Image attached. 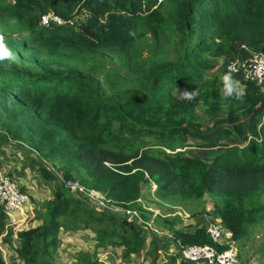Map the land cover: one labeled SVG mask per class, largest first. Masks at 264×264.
<instances>
[{
    "label": "trees",
    "instance_id": "obj_1",
    "mask_svg": "<svg viewBox=\"0 0 264 264\" xmlns=\"http://www.w3.org/2000/svg\"><path fill=\"white\" fill-rule=\"evenodd\" d=\"M172 1L176 9L163 18L159 12L163 1L158 0H11L7 4L0 0V13L22 16L29 26L18 53L28 52L44 66L41 71L1 66L0 107L23 117L16 127L20 137L26 139L29 133L21 126L31 127V136L47 155L61 156L69 166L83 169L85 186L123 206L139 197L141 183L151 189L150 181L157 194L219 197L220 220L236 239L250 223L264 219V92L242 73H231L244 94L223 97L222 77L229 72L223 63L217 65V59L238 53L236 39L251 49L262 46L264 0ZM49 12L67 22L41 25L39 16ZM82 14H86L82 23H68ZM151 22L171 30L175 58L154 61L136 91L107 94L102 83L115 86V70H103L102 81L86 69L47 67L59 57L83 51L116 50L124 57L135 49L137 25ZM29 45L36 48L28 50ZM198 111L225 117L203 131L205 120ZM238 114L248 117L239 120ZM187 148L206 152L193 155ZM66 178L71 179L67 174ZM46 207L40 229L18 233L25 264L50 257L60 229L83 226L96 234L100 246L119 245L126 257L139 253L144 244L140 227L59 187ZM7 222L0 205V241L10 233ZM177 236L184 244L224 248L204 229ZM151 244L155 254L163 247L155 241ZM86 256L81 254L84 264H97ZM155 264H176V259L171 256Z\"/></svg>",
    "mask_w": 264,
    "mask_h": 264
},
{
    "label": "rangeland",
    "instance_id": "obj_2",
    "mask_svg": "<svg viewBox=\"0 0 264 264\" xmlns=\"http://www.w3.org/2000/svg\"><path fill=\"white\" fill-rule=\"evenodd\" d=\"M2 1L4 4L11 2V0ZM160 2L163 5L160 4L159 12L163 18L168 17L176 9L172 0H158V3ZM85 15H80L73 22L82 23ZM38 21H40L39 18ZM28 32L29 26L24 17L0 13V34L4 35L6 46L15 57L14 60L0 61V67L11 65L32 71H41L44 68L43 65L36 64L37 60L29 57L28 52L24 55L18 53L19 45L24 42L23 37ZM169 32H171L170 29L165 30L153 22L137 25L136 32L134 31L135 49L124 57L118 56L116 50L105 51L101 54L83 51L59 57L47 67L58 69V71L86 69L88 73L102 81L104 79L100 73L103 70H115L118 78L115 86L110 87L105 82L102 83L106 93L117 95L120 92H133L138 89L142 74L152 66L154 61L171 62L174 60L175 53L171 40L174 41V45L176 40L169 39ZM30 47L31 49L36 48V46L29 45L28 50ZM44 52L47 53V50ZM61 52L60 49L59 52L52 54L58 56ZM220 63L221 61L218 60L217 65ZM197 113L205 120L203 131L210 129L215 119L225 117V114L208 117L201 111ZM247 117L244 114L237 116L239 120H246ZM22 118L19 114H9L0 107V135L2 136L0 139V169L6 171L19 187L27 192L29 197L28 204L24 208L25 213H22L20 218L15 217V213L12 217L7 214L10 233H4L0 241L3 264H25L19 253L21 240L18 233L41 228L47 211V202L54 197L58 187L62 189V192L82 197L88 205L98 210H106L109 214L115 215L117 219L125 218L126 221L140 227L144 244L139 253L126 257L123 256L122 247L119 245L107 242L100 246L96 234L83 226H79L78 229H60L56 250L50 257L40 259L39 264H84V259L81 258L83 253L87 254L88 259L95 258L97 264H155L171 256L176 259V264H183L181 247L182 245L188 246V244H184L177 233L204 229L205 234L211 238L208 228L216 222L223 226L217 212V207L222 205L221 199L210 193H206L203 197L157 194L155 185L150 181L151 189L148 183H141L139 197L128 203V206H123L122 203H117L104 193L85 186L81 182L82 178L87 177L85 171L76 165L69 166L65 158L61 156L47 155L37 144L36 139L31 136L33 133L31 127L21 126L29 132L25 133L27 134L26 139L18 135L16 127L20 125ZM190 140L197 141V138L191 137ZM187 151L193 155L206 152L199 148H190ZM66 174L71 178L70 180H67ZM223 230L226 232L224 239L218 241L225 243L227 249L229 246L226 244L227 240H231L230 244L233 246L238 262L264 264V219L250 223L246 226V233L236 239L226 228ZM154 241L163 245V247L159 246L157 254L155 250H150L153 249L154 244L151 243ZM184 264L190 263L184 262Z\"/></svg>",
    "mask_w": 264,
    "mask_h": 264
},
{
    "label": "built area",
    "instance_id": "obj_3",
    "mask_svg": "<svg viewBox=\"0 0 264 264\" xmlns=\"http://www.w3.org/2000/svg\"><path fill=\"white\" fill-rule=\"evenodd\" d=\"M53 20L57 23H64L61 18L53 13L41 14L40 22L48 25ZM69 23H72L69 21ZM238 53L232 57L224 58V66L228 72L242 73L244 79L251 80L261 87L264 92V43L259 49H251L241 41H236ZM28 194L21 190L16 181L6 172L0 169V205L7 214L25 213V205L28 204ZM27 211V209H26ZM221 223L211 225L208 233L211 239L224 248L218 249L216 246L207 244H188L182 245V260L185 262H194L196 264H242L238 262L230 239L227 240L229 246L226 249L225 243H219L218 240L224 239L225 231Z\"/></svg>",
    "mask_w": 264,
    "mask_h": 264
},
{
    "label": "clouds",
    "instance_id": "obj_4",
    "mask_svg": "<svg viewBox=\"0 0 264 264\" xmlns=\"http://www.w3.org/2000/svg\"><path fill=\"white\" fill-rule=\"evenodd\" d=\"M50 13V12H49ZM53 13V12H51ZM54 14V13H53ZM55 15V14H54ZM57 16V15H56ZM60 18V17H59ZM39 19H40V16H39ZM65 21V20H63ZM50 22H56V21H53L51 20ZM49 22V23H50ZM67 22V21H65ZM71 22H73L71 20ZM39 23L41 24V22L39 21ZM57 23V22H56ZM69 23V21H68ZM57 24H63V23H57ZM71 24V23H69ZM43 25V24H41ZM49 25V24H48ZM44 26H47V25H44ZM239 40V39H236V41ZM240 41V40H239ZM242 42V41H241ZM264 43V42H263ZM244 44V43H243ZM250 48V47H249ZM227 57V56H222V57H219L217 59L221 61V63L219 65H221L222 63L224 64V58ZM5 59H9V60H14L15 57L13 55V53L11 52V50L6 46L5 44V37L3 34H0V61H3ZM225 67V66H224ZM226 69V68H225ZM227 71V70H226ZM228 72V71H227ZM222 80L224 81V86H225V91L223 93V97L227 98V97H230V96H233V93H235V96L237 98H240L243 96V90L242 88L240 87V82L237 81V80H234L231 76V72L227 73L226 75H224L222 77ZM233 85H236V87H233ZM7 214V213H6ZM224 227V226H223ZM225 228V227H224Z\"/></svg>",
    "mask_w": 264,
    "mask_h": 264
},
{
    "label": "crops",
    "instance_id": "obj_5",
    "mask_svg": "<svg viewBox=\"0 0 264 264\" xmlns=\"http://www.w3.org/2000/svg\"><path fill=\"white\" fill-rule=\"evenodd\" d=\"M21 214H22V213H21ZM13 215H14V213L9 214L10 217H12ZM15 217L20 218V216H17V215H16Z\"/></svg>",
    "mask_w": 264,
    "mask_h": 264
},
{
    "label": "bare ground",
    "instance_id": "obj_6",
    "mask_svg": "<svg viewBox=\"0 0 264 264\" xmlns=\"http://www.w3.org/2000/svg\"><path fill=\"white\" fill-rule=\"evenodd\" d=\"M24 209V208H23ZM22 213V211L19 213V214H21Z\"/></svg>",
    "mask_w": 264,
    "mask_h": 264
}]
</instances>
